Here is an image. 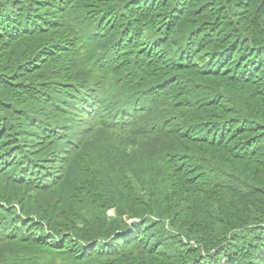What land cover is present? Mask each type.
<instances>
[{
	"label": "trees",
	"instance_id": "1",
	"mask_svg": "<svg viewBox=\"0 0 264 264\" xmlns=\"http://www.w3.org/2000/svg\"><path fill=\"white\" fill-rule=\"evenodd\" d=\"M0 199V264H264V0H0Z\"/></svg>",
	"mask_w": 264,
	"mask_h": 264
},
{
	"label": "rangeland",
	"instance_id": "2",
	"mask_svg": "<svg viewBox=\"0 0 264 264\" xmlns=\"http://www.w3.org/2000/svg\"><path fill=\"white\" fill-rule=\"evenodd\" d=\"M112 212H114L113 210H111V212L110 213H112Z\"/></svg>",
	"mask_w": 264,
	"mask_h": 264
}]
</instances>
